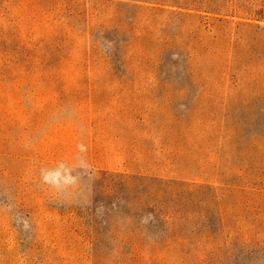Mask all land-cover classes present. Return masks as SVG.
Listing matches in <instances>:
<instances>
[{
    "label": "rangeland",
    "instance_id": "rangeland-1",
    "mask_svg": "<svg viewBox=\"0 0 264 264\" xmlns=\"http://www.w3.org/2000/svg\"><path fill=\"white\" fill-rule=\"evenodd\" d=\"M157 1L167 5L137 3L164 10L141 17L134 36L150 45L117 76L86 56L84 22L0 1V30L21 43L28 29L37 41L73 27L50 59L0 58V264H264V75L256 60L237 63L257 56L264 0ZM98 25L114 27L111 16L90 21L95 35ZM162 56L174 67L159 71ZM105 172L191 186L178 244L96 255Z\"/></svg>",
    "mask_w": 264,
    "mask_h": 264
},
{
    "label": "trees",
    "instance_id": "trees-1",
    "mask_svg": "<svg viewBox=\"0 0 264 264\" xmlns=\"http://www.w3.org/2000/svg\"><path fill=\"white\" fill-rule=\"evenodd\" d=\"M2 1V0H0ZM25 15H68V19L84 22L85 34L92 36L86 56L93 66H101L103 74L117 76L132 72L135 63V50H147L150 42L144 37L134 36L136 25L144 13L164 9L148 8L137 3L167 5L157 0H23ZM191 17V15H181ZM111 16L114 27L103 30L98 25L97 35L89 29L90 21ZM204 18V17H200ZM32 18H30V21ZM215 20V19H214ZM220 21V20H218ZM62 26L71 31L69 24L50 25L55 36L33 41L28 29L27 38L21 43L17 38L0 30V58L23 57L31 60L41 59L61 53L57 45L62 39ZM147 35L149 29H144ZM130 34V35H129ZM257 46V56H237V63L256 60L264 75V36L250 40ZM163 48L169 45L163 43ZM101 45L104 51H99ZM251 56V55H250ZM158 70L173 68L168 66L162 56ZM170 72V71H169ZM260 92L264 109V82L254 85ZM191 186L172 180L130 176L116 173H102L93 188L92 233L93 250L96 255H106L113 251L123 254L156 256L169 247L178 244L180 223L189 217L188 208L193 206L194 192ZM200 188L197 187L198 191Z\"/></svg>",
    "mask_w": 264,
    "mask_h": 264
}]
</instances>
